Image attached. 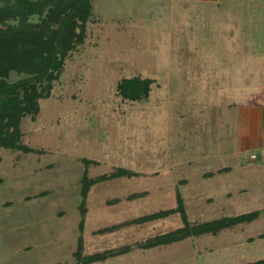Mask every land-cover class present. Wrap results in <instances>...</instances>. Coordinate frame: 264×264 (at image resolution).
I'll return each mask as SVG.
<instances>
[{
  "label": "rangeland",
  "instance_id": "374dc122",
  "mask_svg": "<svg viewBox=\"0 0 264 264\" xmlns=\"http://www.w3.org/2000/svg\"><path fill=\"white\" fill-rule=\"evenodd\" d=\"M226 1V20L249 18L243 0ZM205 10V0H92L83 41L38 112L21 121V144L31 151L0 147V264H78L80 236L81 255L136 247L183 227L180 213L96 231L176 208L178 194L193 224L259 211L235 229L189 240L205 258L186 255L187 264L264 260V153L245 116L216 118L220 57L205 41ZM244 28L248 35L252 25ZM134 76L153 80L148 99L119 95L121 80ZM117 168L136 176L97 181ZM141 192L148 196L128 201ZM137 253L106 264H136Z\"/></svg>",
  "mask_w": 264,
  "mask_h": 264
},
{
  "label": "trees",
  "instance_id": "16d2710c",
  "mask_svg": "<svg viewBox=\"0 0 264 264\" xmlns=\"http://www.w3.org/2000/svg\"><path fill=\"white\" fill-rule=\"evenodd\" d=\"M0 3V147L30 152V148L21 144V121L38 112V100L49 95L53 81L63 71L66 56L76 44L83 41L86 23L92 14V0H0ZM35 17L38 18L37 21L33 20ZM13 72L23 77L9 82ZM152 84L153 80L149 78H124L118 84V93L128 101L146 100L150 96ZM133 176H136L134 171L117 168L97 181ZM87 190V185H84V196ZM145 194L147 192L134 193L129 199H137ZM177 202L176 208L105 227L96 233H111L122 227L180 213L183 227L138 243V246L148 248L185 238L215 234L222 229L251 222L259 216V211H256L193 224L188 219L180 194L177 195ZM80 228H83L82 225ZM82 245L81 236L76 254L78 264L104 262L107 258L130 249L125 246L118 250L81 255L79 251ZM245 264H264V260Z\"/></svg>",
  "mask_w": 264,
  "mask_h": 264
},
{
  "label": "crops",
  "instance_id": "0c3cea01",
  "mask_svg": "<svg viewBox=\"0 0 264 264\" xmlns=\"http://www.w3.org/2000/svg\"><path fill=\"white\" fill-rule=\"evenodd\" d=\"M227 4L230 5L231 3H227L226 0H205V8L208 9L205 10V31H207L205 41L211 47L209 51H212L215 54L214 56L220 57L217 61V66H219L217 78L219 81L222 79V81L217 85L219 87L218 101L214 105L217 111L216 118L218 120H235L245 116L248 120L247 123L250 133H252L251 136L255 139L254 145L257 148H262L264 153V0H243L239 7H241L240 9H249L248 19L246 17L230 16L231 18L226 20L227 18H225L223 12L229 16L232 7L231 4L225 10L224 8ZM258 21L261 23L260 33H258V27L255 26ZM245 23L252 25L251 32H248L249 36L246 32H243L245 30ZM214 25H216V28H213ZM213 39L217 41L219 46L212 43L211 40ZM208 56L209 52L205 51V58H208ZM147 196L148 193L137 199H142ZM137 199L132 200L128 197V201ZM118 203L119 201L117 200L109 204ZM144 223L149 222H143L142 224ZM236 226L228 229H235ZM225 230L227 229H222L217 233ZM79 231H83V228H80ZM203 236L185 238L148 248L136 245V247L133 246L125 252L107 258L104 262L92 264H106L111 258L128 255L136 249H139V253L137 254L144 255L143 264H187V261H184L188 259L186 255L189 256L191 254L193 256L189 257L197 260H200L204 256L200 254H205V251L202 249L201 251L198 250L200 253L197 251V255L194 254V244L197 243L195 241L194 243L193 241H189L192 238L194 240L203 238ZM123 247L125 246L121 245L118 249ZM185 247L189 249L188 253L182 252V249ZM118 249L113 248L111 250ZM227 254L230 256L229 252ZM139 255H133L131 261L139 264ZM219 255L220 250L218 249L215 252V257ZM231 260H233L232 255L228 258L227 262L231 264ZM118 264L132 263L123 261V263L118 262ZM203 264H205V261H203Z\"/></svg>",
  "mask_w": 264,
  "mask_h": 264
}]
</instances>
